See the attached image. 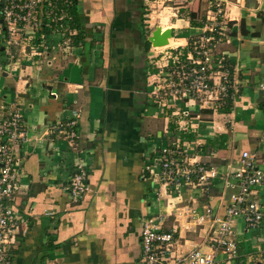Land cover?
<instances>
[{"label":"crops","instance_id":"1","mask_svg":"<svg viewBox=\"0 0 264 264\" xmlns=\"http://www.w3.org/2000/svg\"><path fill=\"white\" fill-rule=\"evenodd\" d=\"M147 4L76 0L78 30L70 28L68 14H57L54 3L55 22H46L41 33L27 27L23 43L16 45L2 36L0 15V115L20 111L29 138L22 146L24 177L14 201L27 222L11 264H138L141 218L149 213L164 217L162 228L175 231L180 249L198 245L207 224L197 225L187 209L221 204L222 215L228 193L215 188L203 196L186 189L180 203L168 197L145 168L153 150L166 144L190 142L188 157L220 170L228 163L238 167L243 150L264 164V0H226L221 13L225 33L217 54L237 87L227 112L221 111L225 98L202 106L189 101L159 107L148 101L156 52L143 19ZM209 7L210 0L174 7L186 15L156 26L171 30L164 46L186 47L205 32ZM78 31L82 40L75 44ZM183 108L188 116L179 120ZM81 163L88 167L91 191L69 203L67 177ZM235 228L237 261L264 264V228L247 230L240 219Z\"/></svg>","mask_w":264,"mask_h":264},{"label":"built area","instance_id":"2","mask_svg":"<svg viewBox=\"0 0 264 264\" xmlns=\"http://www.w3.org/2000/svg\"><path fill=\"white\" fill-rule=\"evenodd\" d=\"M213 1L214 10H211L215 14L211 20L217 17L220 21L226 0ZM54 3L51 0H2V36L8 38L7 43H23L27 27L41 33L46 22L54 23L57 19L52 15ZM61 18L66 24L65 16ZM221 22L216 26L217 23L210 21L208 30L191 38L186 47L169 45L156 52L151 59L155 71L149 74L152 80L148 81L147 91L151 104L174 107L193 101L202 106L207 100L233 98L237 87L230 82L228 68L217 54L220 36L224 34ZM151 47L154 51L158 48ZM3 58L9 61L10 53ZM260 88L264 89V85ZM188 111L181 109L179 120L187 117ZM6 113L0 115V264H11L12 252L21 239V232L25 231H21V227L27 222L14 201L24 177L22 146L29 138L22 113L13 110ZM64 134L69 139L74 136ZM194 143L196 150L199 141ZM187 144L190 142H172L153 150L145 167L152 184L164 188L168 197L177 198L176 203L181 202L180 195L186 189L209 196L215 188L228 193V203L222 204V215L221 204L207 202L200 205L199 211L197 205L187 209L195 216L197 225L207 224L203 240L188 250L178 247L174 230H163V216L145 215L141 218L138 264H240L236 221L242 220L247 230L264 228V195L259 194V188L264 185V164L258 163L255 153L243 150L235 160L238 167L232 168L228 163L220 170L188 157ZM88 174V167L83 163L71 169L65 184L69 203H77L91 191Z\"/></svg>","mask_w":264,"mask_h":264},{"label":"rangeland","instance_id":"3","mask_svg":"<svg viewBox=\"0 0 264 264\" xmlns=\"http://www.w3.org/2000/svg\"><path fill=\"white\" fill-rule=\"evenodd\" d=\"M181 2L185 3V0H147L148 4L146 5V8H147V10L145 11L146 15L143 17V19L145 21L144 24L149 25L146 28L147 31H149L148 35L151 34V32L155 29L156 26L161 25L162 27H164L167 24H169L170 17H173V19H174L175 15H177V17H184L186 15L185 12H180V11L178 12L174 8L178 5H180ZM210 9L214 10V1L213 0H210V7H209L210 12L207 13V16H209V18L206 20V22L210 23V21H213V23H217V24H215L216 26L220 25L218 23L221 22V19H220V21H217V17H215L213 20H211L213 14H215V13H214V11H212ZM172 21H174V20H172ZM207 30H208V27H207ZM223 36H220V37L223 38ZM162 49H164V47H159V48L155 49V52L161 51Z\"/></svg>","mask_w":264,"mask_h":264},{"label":"trees","instance_id":"4","mask_svg":"<svg viewBox=\"0 0 264 264\" xmlns=\"http://www.w3.org/2000/svg\"><path fill=\"white\" fill-rule=\"evenodd\" d=\"M55 4L56 10H58L57 14H60L61 11L68 14L70 18V28H76L79 30L78 22L76 19V0H55ZM191 24H194V22H191ZM74 38L76 39V42L74 43L77 44L78 40H82V33L78 31L77 35ZM225 102L227 106L221 108L222 112H227L229 110V106L232 103V99L225 98ZM221 140V148H225L223 141L226 140V136H221Z\"/></svg>","mask_w":264,"mask_h":264},{"label":"water","instance_id":"5","mask_svg":"<svg viewBox=\"0 0 264 264\" xmlns=\"http://www.w3.org/2000/svg\"><path fill=\"white\" fill-rule=\"evenodd\" d=\"M170 37H171L170 29H165L164 31H162L161 28L156 27L148 36V41L151 43L152 46L158 47L167 44V39Z\"/></svg>","mask_w":264,"mask_h":264}]
</instances>
